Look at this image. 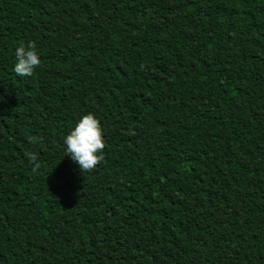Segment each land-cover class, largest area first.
Instances as JSON below:
<instances>
[{
	"label": "trees",
	"instance_id": "16d2710c",
	"mask_svg": "<svg viewBox=\"0 0 264 264\" xmlns=\"http://www.w3.org/2000/svg\"><path fill=\"white\" fill-rule=\"evenodd\" d=\"M0 264H264V0H0Z\"/></svg>",
	"mask_w": 264,
	"mask_h": 264
},
{
	"label": "clouds",
	"instance_id": "9594fccd",
	"mask_svg": "<svg viewBox=\"0 0 264 264\" xmlns=\"http://www.w3.org/2000/svg\"><path fill=\"white\" fill-rule=\"evenodd\" d=\"M16 63L13 71L20 77H29L41 65L40 55L35 41L21 43L15 50ZM66 155H70L80 169L91 172L103 160L105 140L100 120L94 113L82 116L75 127L63 138ZM33 171L41 167L38 156L34 152H25Z\"/></svg>",
	"mask_w": 264,
	"mask_h": 264
}]
</instances>
